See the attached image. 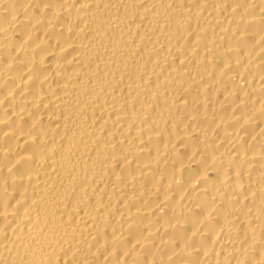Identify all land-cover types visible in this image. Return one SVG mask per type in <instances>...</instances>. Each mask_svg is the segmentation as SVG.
I'll return each instance as SVG.
<instances>
[{
    "label": "bare ground",
    "instance_id": "obj_1",
    "mask_svg": "<svg viewBox=\"0 0 264 264\" xmlns=\"http://www.w3.org/2000/svg\"><path fill=\"white\" fill-rule=\"evenodd\" d=\"M0 264H264V0H0Z\"/></svg>",
    "mask_w": 264,
    "mask_h": 264
}]
</instances>
